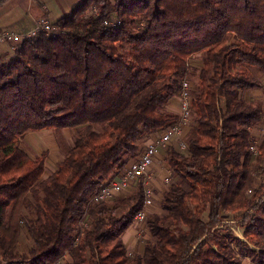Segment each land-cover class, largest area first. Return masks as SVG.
Returning a JSON list of instances; mask_svg holds the SVG:
<instances>
[{
    "label": "trees",
    "instance_id": "obj_1",
    "mask_svg": "<svg viewBox=\"0 0 264 264\" xmlns=\"http://www.w3.org/2000/svg\"><path fill=\"white\" fill-rule=\"evenodd\" d=\"M54 24L0 62V264H55L67 252L73 264H264V188L252 185L264 138L253 157L249 131L264 115L240 97L261 86L250 68L264 74V0H82ZM199 54L187 149L169 148L162 213L148 216L144 251L130 258L122 238L142 208L140 184L89 201L177 121L168 107ZM47 129L77 131L42 180L47 154L33 159L21 140ZM240 211L243 238L222 220ZM24 227L33 246L15 253Z\"/></svg>",
    "mask_w": 264,
    "mask_h": 264
},
{
    "label": "built area",
    "instance_id": "obj_2",
    "mask_svg": "<svg viewBox=\"0 0 264 264\" xmlns=\"http://www.w3.org/2000/svg\"><path fill=\"white\" fill-rule=\"evenodd\" d=\"M99 14L96 8L90 11V15L97 16ZM57 30L54 22L47 18L38 20L34 27L23 34H16L13 32H3L0 34V43L9 42L12 43V50L19 46L23 41L37 37L40 33L50 34ZM193 84L188 77L183 80L181 84V90L177 96L178 104V117L174 124L166 127L161 133H159L155 139H150L145 144L138 159L128 162L125 168L119 172L117 178L105 185H103L98 192L92 196L88 206L96 205L104 202L112 201L118 197H122L130 192V189L134 184H140L142 191V208L135 215L133 225L137 229L139 234H142L146 229L148 213L147 210L155 203V191L153 186L152 167L156 163L157 154L160 149L168 150L170 144L173 141H177L181 150L187 149V144L182 140L183 131L187 127H191L193 121V110L191 95L193 92ZM262 129L264 132V116L262 119ZM260 142H255L250 148V152L253 157L258 156V146ZM249 195H252L253 190H250ZM87 218V212L79 223V234L77 235L75 245L78 244L82 233L85 229L89 228V222ZM248 264H252L250 261Z\"/></svg>",
    "mask_w": 264,
    "mask_h": 264
},
{
    "label": "crops",
    "instance_id": "obj_3",
    "mask_svg": "<svg viewBox=\"0 0 264 264\" xmlns=\"http://www.w3.org/2000/svg\"><path fill=\"white\" fill-rule=\"evenodd\" d=\"M81 1L82 0H9L0 6V34L6 31L16 34L26 33L34 27L38 20L42 18H47L53 22H56L64 16L71 14V12ZM11 45L12 43L7 41L0 43V62L9 61L13 57L14 53ZM200 64H202L201 58L198 56L194 57L193 69L198 70V68L201 67ZM262 100H264V98ZM178 104L179 101L176 97L172 100L168 107L169 112L174 114L176 117H178ZM52 130L47 129L41 131H31L28 133ZM64 130L71 129H62L59 131ZM191 131V127L184 129L182 135L183 141L186 142ZM171 147H179L177 141H173L169 148ZM168 150H159L157 154V160L155 161L156 163L152 167L155 203L147 210L148 216L162 213L161 203L164 200L165 194L169 191L170 184L173 181L172 171L167 161ZM44 153L47 154V158L45 161V172L43 177L45 176L46 178H49L57 172L58 165H55L54 162H52L54 159H51L52 161L49 162V153L47 151L41 152L42 155ZM41 154L36 156L34 159L40 157ZM137 186L138 184H134L128 195H131L135 190H137ZM142 235L139 234L134 225L131 224L125 231L122 238L127 250L136 248L138 242L141 241ZM138 249H140V247ZM245 261L246 264L249 263L248 259H245Z\"/></svg>",
    "mask_w": 264,
    "mask_h": 264
},
{
    "label": "rangeland",
    "instance_id": "obj_4",
    "mask_svg": "<svg viewBox=\"0 0 264 264\" xmlns=\"http://www.w3.org/2000/svg\"><path fill=\"white\" fill-rule=\"evenodd\" d=\"M198 57L202 59L200 54ZM195 71L193 70V75L190 78L194 89L198 86V80H199V69ZM250 73L253 76H255L257 80H259L261 86L260 88L254 89V90L241 91L240 97L247 102L260 103L262 105L263 115H264V100H262L264 98V74H261L256 69H251V68H250ZM191 125H192L191 128L193 129L194 117H193V121ZM260 126H257V128L256 127L251 128L249 130L251 132V136L253 140L258 141V142H261L264 138V132H263L262 127ZM94 129L98 130L100 129V127L96 126L94 127ZM76 131H77L76 129H71V130H64V131H57V130L53 131L52 130V131H44V132H36V133L34 132L27 133L21 140V148L26 153H28V155L32 157L33 159L36 156L40 155L41 152L47 151L49 153V159H50L49 162L52 161L51 159H54V161L52 162H54L55 165H59L64 160V158L67 156L68 151L74 146ZM252 178H253L252 185L254 188L258 186H262L264 188V174L262 175L261 172L258 171L257 173L253 174ZM46 179L48 178L44 176L42 180H46ZM129 196L130 195H128L127 193L121 198L129 197ZM122 214H123V211L120 210L118 212V215L120 216ZM242 214H243L242 211L222 214L223 226L226 227L228 230H231L232 233H234L236 236L240 238H243L242 231L239 226L241 223ZM145 228L147 229V225ZM146 229L144 230L146 231ZM147 239H149L148 231H146L142 235L141 241L138 242L136 248L132 250H127L128 256L130 258H133L137 254H142L144 251V247H145L144 246L145 241ZM32 246H33V242L31 238L29 237V234L27 233L26 227H24L21 229V233L19 234L16 246H15V253L28 254ZM139 247L140 249H138ZM67 263L68 264L74 263V260L70 252H67L65 256L62 257L55 264H67ZM243 264H246L245 260H243Z\"/></svg>",
    "mask_w": 264,
    "mask_h": 264
}]
</instances>
